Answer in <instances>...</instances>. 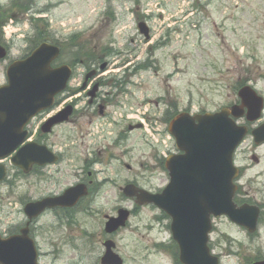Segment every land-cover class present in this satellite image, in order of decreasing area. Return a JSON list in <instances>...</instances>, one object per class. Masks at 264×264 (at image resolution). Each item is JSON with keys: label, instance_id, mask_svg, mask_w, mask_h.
Returning a JSON list of instances; mask_svg holds the SVG:
<instances>
[{"label": "rangeland", "instance_id": "rangeland-1", "mask_svg": "<svg viewBox=\"0 0 264 264\" xmlns=\"http://www.w3.org/2000/svg\"><path fill=\"white\" fill-rule=\"evenodd\" d=\"M10 2L0 0V6L8 9ZM20 6L2 28L10 56L0 62V86L8 66L32 51L39 30H46L63 49L58 64L108 57L107 83L123 78L130 83L123 93L107 86L114 93L110 121L98 117L88 126L83 118L57 131L52 139L64 151V164L39 178L23 179L9 163L7 179L0 183V233L6 237L24 226L27 203L93 180V194L67 219L48 212L34 225L40 264H100L105 240L116 244L124 264H176L170 220L155 207H136L122 188L136 183L156 193L168 184L155 157L165 150L163 141L175 151L167 134L175 114L218 112L235 99L241 84L264 98V0H34L31 9ZM140 22L152 30L149 45L140 41ZM137 62L147 67L141 69ZM82 71L75 68L73 85L82 79ZM115 120L120 121L117 126ZM128 122H143L147 131L126 135L125 143L116 147ZM251 145L248 140L242 147V165L247 167L242 193L261 210L258 230L249 234L226 219L215 223L210 247L221 264L264 258V146L247 152ZM96 156L103 163L89 178L91 170L83 161ZM122 208L132 211L127 227L107 235L105 217Z\"/></svg>", "mask_w": 264, "mask_h": 264}, {"label": "water", "instance_id": "water-1", "mask_svg": "<svg viewBox=\"0 0 264 264\" xmlns=\"http://www.w3.org/2000/svg\"><path fill=\"white\" fill-rule=\"evenodd\" d=\"M139 28L149 39L146 24L141 23ZM60 54L59 47L44 43L29 57L8 67L7 84L0 87V160L15 153L26 139L24 128L28 122L51 108L55 97L66 89L71 69L65 65L52 67ZM6 57V49L0 46V60ZM104 68L102 66L101 70ZM239 97L242 107L194 116L181 113L171 121L169 133L181 154L167 159L170 181L162 192L153 194L135 185L123 189L124 196L135 200L138 206L152 205L171 219V235L178 246L181 264H220L209 248L212 217L226 216L251 234L257 231L260 209L247 204L238 209L233 201L238 172L233 162L234 153L248 134L247 128L238 126L233 118L245 116L249 123H256L262 115L263 99L250 87L242 88ZM71 115L72 107H68L47 125L51 129ZM252 136L257 145L263 144L264 125L254 129ZM43 152L36 154L29 145L14 155L12 164L18 166L19 160L25 158L40 165L53 164L52 155ZM5 177L6 168L0 165V182ZM87 195L86 186L80 184L59 197L27 204L24 212L28 222L20 234L8 238L0 234V264H39L35 242L29 235L32 221L48 209L74 208ZM129 216L128 210L121 209L118 217H107L106 233L113 234L126 227ZM104 246L102 264H123L114 253V242L107 241ZM254 264H264V261Z\"/></svg>", "mask_w": 264, "mask_h": 264}, {"label": "flooded vegetation", "instance_id": "flooded-vegetation-1", "mask_svg": "<svg viewBox=\"0 0 264 264\" xmlns=\"http://www.w3.org/2000/svg\"><path fill=\"white\" fill-rule=\"evenodd\" d=\"M141 23L146 24V27L148 29L149 39H146V37L141 33L140 28H139V25ZM137 27H138L139 35H141L143 37V39H141L140 41L141 42L143 41L145 44L149 45L151 43V40H152L151 28L148 26V24L146 22L138 23ZM78 36H79V34H76L73 36V38L78 37ZM135 42H136V39L130 40L131 44H135ZM1 45L4 46V43L2 42V40H0V46ZM71 52L72 51L69 52V55H71ZM115 53L116 52H112L111 55L113 56ZM63 55H64V53H63ZM8 56H10V50L9 49H8ZM72 56H73V52H72ZM23 58L24 57H22L21 59H23ZM134 58L137 60L140 59L137 57H134ZM130 59H132V58H130ZM129 61H131V60H129ZM71 62L66 61V62L62 63L63 65L70 67V69L72 71V75L70 77V80L68 82L66 89L61 94L56 96L54 103H53L51 108L38 113L34 118H32L28 122V124L25 127V131L27 134L26 139L18 147V149L16 150V153H15V154H17L22 149L28 147L29 145H32L33 151L36 152V154H38V153L44 154L43 151H46V153H50L52 155L50 157H52V159L55 160V162L53 164L40 165L38 163H33L32 160L29 158H25V159L19 160L18 166H13L12 165V156H11L9 158H6L5 160H3L0 163V164H3L6 166L7 174H8L7 166L10 163L16 169L17 173L19 174V176L21 178H23V179L39 178V175H42L43 173L47 172L48 170L53 169V167L60 166V165L64 164V162L66 161V156H64V151L57 148V146L55 145V143L52 139L53 136L57 133V131L59 129H61V128L63 129V128L69 127L71 125H75L78 123L79 119H83V118H85V120L87 119V121H88L87 125L88 126H92L98 117L101 119H105L107 122L111 120L112 115H111V112L109 111V109H110L111 105L113 104L112 99H113L114 93L107 90L106 88L108 85H110L111 86L110 88L120 90L123 93L126 85L130 83L129 80H127V82H126L125 79L123 78L122 80H114L111 83H107L106 79L103 77L106 75L107 68L110 66V60L108 57H101L100 56L99 59L97 58V60L81 61L80 63H78L76 65H72ZM103 63H105L106 66H105L104 70H101ZM133 63H135V61H133ZM141 63L142 62H137L136 65L138 67L141 66L143 68L147 67L145 65L146 62L143 64H141ZM62 64H58V61H57L56 63H54L53 67L56 68ZM77 66H81V68L83 69V71H82L83 75H82V79L77 80L78 84L76 86V85H73V81H76L74 70ZM4 84H6V71H5V82H4ZM95 87H96V89H95ZM241 90H242V84L238 89V93H237V96L235 97V99L229 105H227L226 107H223V108L232 109L234 106L242 107V98L239 97V92ZM256 93L258 94L257 91H256ZM263 100H264V98H263ZM68 107H72V115L69 117V119L63 123L54 125L50 129L48 127L47 123L50 120L57 117L60 113H62ZM184 112H188V111H184ZM188 113H190V112H188ZM203 113L204 112L195 113L192 115L203 114ZM213 113H215V112H213ZM177 114H179V113H177ZM177 114H175L174 117ZM174 117L169 119V123L172 121V119ZM233 119L239 126H241V127L245 126L248 130L247 136L245 137L244 141L241 142L240 146L238 147V149L234 155V165L238 169L237 170L238 171L237 177L234 181L236 184V187H237V190H236V193L234 196V203L238 209H242V205L251 204L250 200H248L246 198L247 196L242 193V180L245 177V173L247 171V167L242 165V151H243L242 147L245 145V143L248 140H251L252 145H251V147H249L247 149V152L248 151L251 152V150L253 148L256 151V149H259V148L264 146V143L257 145L254 141L253 136H252V131L254 129L264 125V103H263V110H262L261 119L259 120V122L255 123V124H251L246 120L245 117H243V118L240 117L238 119L233 118ZM114 123H112V124L117 126L120 123V121L115 120ZM138 124H142V123H134V122L129 123L128 122L126 130L124 129V130H122V132H119V134L117 136V141L119 143H117L115 146L116 147L118 145L121 146L120 144L125 143V141L127 140L126 135L133 133L136 130H145L146 131L144 124H142L140 129H136L135 126ZM87 132H89V129H87L84 133H87ZM88 135L91 136V134L88 133V134H85V136L83 135V137L88 138ZM42 147L46 148V150L41 149ZM173 154L179 155L181 153L176 149L174 152L167 149V151L164 150V151L160 152V155L155 157L156 163H157L155 165H158V168L161 169L165 173V175L167 174V176H168V173L166 171V169H167L166 168V162H167V159ZM103 159H105V158H103ZM251 159L256 164L260 163V160L256 155H252ZM67 160H68V158H67ZM102 163H103V161L101 159L97 158V156L95 158H90V159L85 158V160L83 161V164H85V167L87 169L91 170L89 172V178H92V176L94 175V172H92V171H94L93 168L96 167L97 165L102 164ZM126 167L129 170L131 169V167L129 165H126ZM6 179H7V177H6ZM129 184H131V183H129ZM133 184L138 186L136 183H133ZM77 185H80V184H77ZM81 185H85L87 190H88V196L86 198H88L91 194H93V188H95V184H94L93 180H89V181L82 180ZM164 188H161V189L159 188L158 191H161ZM63 193L64 192L60 193L59 195H51L48 197H42L38 200H35L33 202H29V203L39 202V201H42L43 199H46V198L59 197ZM86 198L81 199L79 201L78 205L83 200H85ZM29 203H27V204H29ZM76 207H74V208H76ZM73 209H68V208L48 209L45 212H43L38 218H36L30 225V233H29V235L34 239L36 245H37V242H36L35 238L33 237V231H34L33 229H34V225L36 224V222L39 221L40 217H42L44 214H46L48 212H50V213L54 212L55 214H63L64 215L63 218L67 219L66 216ZM106 217H105V220H106ZM224 219L228 220V218L224 217V216L220 217V218L213 217L212 218L213 226L218 221H221ZM26 224L27 223L25 222L23 227H26ZM214 228H215V226L213 227V232H214ZM239 228L242 230V227H239ZM20 231H21V228L17 232L9 234L8 237L12 236V235H16V234L20 233ZM104 232L106 233L105 227H104ZM118 232L119 231L115 232L113 235L117 234ZM106 241H109V240L103 241L104 250H105L104 244ZM37 248L39 250L38 245H37ZM115 251H116V245H115ZM104 254H105V251H104ZM104 254H103V256H104ZM39 255H40V252H39ZM103 256L100 258V264H102ZM258 261H264V258L255 259L250 264H254Z\"/></svg>", "mask_w": 264, "mask_h": 264}, {"label": "trees", "instance_id": "trees-1", "mask_svg": "<svg viewBox=\"0 0 264 264\" xmlns=\"http://www.w3.org/2000/svg\"><path fill=\"white\" fill-rule=\"evenodd\" d=\"M22 4H26V6H24V8L31 9V7L34 5V0H11L10 4L8 5L9 6L8 9L0 6V40H2V38H3L2 28L7 23V19L9 18V15L14 13V9L17 7H21L20 5H22ZM42 13L44 14L47 12L44 11ZM42 13H39V14H42ZM40 21H44V20H40ZM44 42L53 43V44L59 46V44H57L51 40L50 34H48L46 30H43V31L39 30V32L37 33V36H36V40L32 43L33 44L32 50H34L36 47H38L40 44H42ZM62 51H63V49H62ZM73 55H78V54H76V52H74ZM78 56H80V55H78ZM76 63H77L76 61H74V60L72 61V65H75ZM141 69H143V67ZM174 255H175V258L177 259V248H176Z\"/></svg>", "mask_w": 264, "mask_h": 264}]
</instances>
